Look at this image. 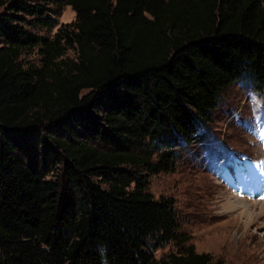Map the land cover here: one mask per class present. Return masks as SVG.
Instances as JSON below:
<instances>
[{"label":"trees","instance_id":"1","mask_svg":"<svg viewBox=\"0 0 264 264\" xmlns=\"http://www.w3.org/2000/svg\"><path fill=\"white\" fill-rule=\"evenodd\" d=\"M52 1L48 35L49 0H0V264H220L147 177L231 82L264 96V0Z\"/></svg>","mask_w":264,"mask_h":264},{"label":"rangeland","instance_id":"2","mask_svg":"<svg viewBox=\"0 0 264 264\" xmlns=\"http://www.w3.org/2000/svg\"><path fill=\"white\" fill-rule=\"evenodd\" d=\"M48 6L56 10V23L40 32L52 35L74 19V11L56 8L52 0ZM65 55L73 57L74 49ZM20 61L38 63L37 47L24 51ZM202 129L200 141L179 148L171 170L148 175L147 190L172 199L181 237L195 252L210 254L212 263L264 264V215L249 223L242 213L245 204L264 205V96L242 81L231 82ZM174 249L167 243L154 255Z\"/></svg>","mask_w":264,"mask_h":264},{"label":"bare ground","instance_id":"3","mask_svg":"<svg viewBox=\"0 0 264 264\" xmlns=\"http://www.w3.org/2000/svg\"><path fill=\"white\" fill-rule=\"evenodd\" d=\"M229 206L234 207V204H230ZM243 208L244 210L242 211V213L247 217L249 223L257 222V220L264 215V205L250 203L243 205ZM253 209H258V210L256 211Z\"/></svg>","mask_w":264,"mask_h":264}]
</instances>
